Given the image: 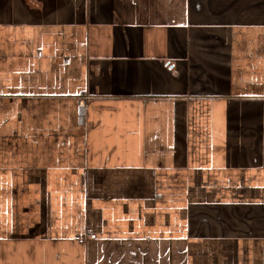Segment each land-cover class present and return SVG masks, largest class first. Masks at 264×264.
<instances>
[{
	"label": "crops",
	"instance_id": "1",
	"mask_svg": "<svg viewBox=\"0 0 264 264\" xmlns=\"http://www.w3.org/2000/svg\"><path fill=\"white\" fill-rule=\"evenodd\" d=\"M0 264H264V0H0Z\"/></svg>",
	"mask_w": 264,
	"mask_h": 264
},
{
	"label": "built area",
	"instance_id": "2",
	"mask_svg": "<svg viewBox=\"0 0 264 264\" xmlns=\"http://www.w3.org/2000/svg\"><path fill=\"white\" fill-rule=\"evenodd\" d=\"M78 107H79L80 111H82V110H84L86 108L85 99H81L78 102ZM90 237H91V234L90 233H85L84 235L76 236L74 238V241L77 242L78 244H83Z\"/></svg>",
	"mask_w": 264,
	"mask_h": 264
}]
</instances>
